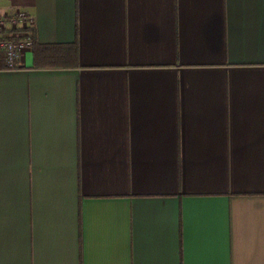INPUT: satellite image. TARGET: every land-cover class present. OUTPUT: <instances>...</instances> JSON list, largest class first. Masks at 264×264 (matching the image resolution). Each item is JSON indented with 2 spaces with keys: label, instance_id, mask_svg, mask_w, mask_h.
<instances>
[{
  "label": "crops",
  "instance_id": "crops-1",
  "mask_svg": "<svg viewBox=\"0 0 264 264\" xmlns=\"http://www.w3.org/2000/svg\"><path fill=\"white\" fill-rule=\"evenodd\" d=\"M18 10L0 264H264V0H0Z\"/></svg>",
  "mask_w": 264,
  "mask_h": 264
},
{
  "label": "built area",
  "instance_id": "built-area-1",
  "mask_svg": "<svg viewBox=\"0 0 264 264\" xmlns=\"http://www.w3.org/2000/svg\"><path fill=\"white\" fill-rule=\"evenodd\" d=\"M33 23V16L25 10L0 16V32L11 31L7 35L0 34V55L6 68H19L24 52L34 47Z\"/></svg>",
  "mask_w": 264,
  "mask_h": 264
}]
</instances>
